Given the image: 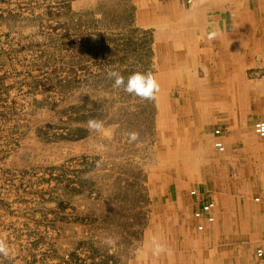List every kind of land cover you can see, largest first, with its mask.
<instances>
[{
	"label": "rangeland",
	"instance_id": "rangeland-1",
	"mask_svg": "<svg viewBox=\"0 0 264 264\" xmlns=\"http://www.w3.org/2000/svg\"><path fill=\"white\" fill-rule=\"evenodd\" d=\"M161 1L0 0V240L9 248L0 264H170L206 253L264 259L243 215L264 214L254 201L264 188L260 168L236 184L241 165L264 155L250 112L235 121L237 142L233 120L159 118L180 106L162 105L158 94L142 101L107 76L159 78L155 64L167 43L160 32L171 27L159 22ZM90 119L103 127L89 131ZM220 127L223 151L213 146ZM194 158L197 169L186 167ZM203 174L220 215L202 234L177 197Z\"/></svg>",
	"mask_w": 264,
	"mask_h": 264
},
{
	"label": "crops",
	"instance_id": "crops-1",
	"mask_svg": "<svg viewBox=\"0 0 264 264\" xmlns=\"http://www.w3.org/2000/svg\"><path fill=\"white\" fill-rule=\"evenodd\" d=\"M161 3L155 7L164 10L166 19L159 22L171 27L160 32L165 35L167 43L160 45L161 52L155 64L156 76L159 77L156 79L160 85L157 94L162 105L177 103L180 111L164 110L160 112L162 116L159 118L231 119L234 121L231 131L238 142L241 127L235 121L241 118L240 111H249L250 121L264 118V0H163L162 6ZM211 33L216 35L209 39ZM175 93L178 98H171L175 97ZM219 130L222 136L224 130L221 127ZM224 138L227 143V136ZM185 150L190 151V147L185 145ZM195 161V158L192 159L186 167L197 169ZM259 163L254 165L250 161L241 165L246 171L237 177L236 184L252 179L254 167L260 168L264 183V155ZM209 183L210 179L204 175L190 189L196 191L195 195L181 192L177 197L188 206V212L192 211L191 220L195 229L200 222L192 216L196 204L207 199L216 203L217 193ZM222 183L225 185L227 180L218 184V189L223 192L225 188ZM256 190H261L264 198V188ZM219 215L216 204L213 223L206 224L200 232L207 233ZM243 215L247 221L244 226L254 232L253 240L264 245V214L256 212ZM232 226L230 230L236 231V224ZM180 230L177 225L171 227L172 232ZM229 241L235 242V239L230 238ZM232 257L226 259L225 256H217L216 259H210L206 253L203 259L201 256L199 259L166 260L170 264H264V259L256 263L253 259Z\"/></svg>",
	"mask_w": 264,
	"mask_h": 264
},
{
	"label": "clouds",
	"instance_id": "clouds-1",
	"mask_svg": "<svg viewBox=\"0 0 264 264\" xmlns=\"http://www.w3.org/2000/svg\"><path fill=\"white\" fill-rule=\"evenodd\" d=\"M216 34L211 33L209 39L214 38ZM107 76L113 81V87L122 89L129 95H134L142 101H152L156 99V94L160 91V85L156 77L151 72H133L125 78L119 71H109ZM89 131H99L103 124L96 119H90L87 122ZM258 127L264 130V124L258 125ZM138 133L131 132L128 134L129 141H136L138 139ZM104 244L112 246L115 241L112 237H106L103 241ZM163 246L157 245L156 251L159 253L163 251ZM0 255L4 257L9 256V248L7 244L0 240Z\"/></svg>",
	"mask_w": 264,
	"mask_h": 264
},
{
	"label": "built area",
	"instance_id": "built-area-1",
	"mask_svg": "<svg viewBox=\"0 0 264 264\" xmlns=\"http://www.w3.org/2000/svg\"><path fill=\"white\" fill-rule=\"evenodd\" d=\"M264 124V118L256 120L253 123V131L254 133L264 139V130L260 129L258 127V125ZM214 136L216 137L214 142H213V146L217 151H223V143L221 140H219V136H220V130L219 129H215L213 131ZM190 195H195L196 191L195 190H191L189 192ZM254 201L257 203H260L261 205H264V198H260V197H255ZM215 205L214 202L210 199L207 200H203L200 201L196 204V207L193 211V218L200 221L197 225H196V230L197 231H203L205 228L206 224H212L214 221V216H213V209H214ZM262 254H264V252H262L261 249H257L256 250V256L261 257Z\"/></svg>",
	"mask_w": 264,
	"mask_h": 264
}]
</instances>
